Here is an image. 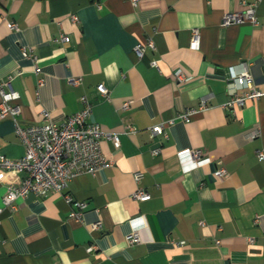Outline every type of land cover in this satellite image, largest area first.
<instances>
[{
  "label": "crops",
  "instance_id": "obj_1",
  "mask_svg": "<svg viewBox=\"0 0 264 264\" xmlns=\"http://www.w3.org/2000/svg\"><path fill=\"white\" fill-rule=\"evenodd\" d=\"M250 1L0 0V81L19 94L21 124L60 121L85 95L89 119L120 140H101L108 165L78 173L60 191L3 207L0 264H264V159L256 155L264 151V96L236 109L223 105L233 87L228 68L246 67L264 90V0H257V23L222 24L225 13ZM193 27L198 49L189 46ZM147 38L155 48L138 58L133 47ZM176 69L191 78L179 82ZM203 96L207 108L152 137L151 125L197 108ZM129 124L137 131L124 133ZM190 149L211 162L189 168L180 155ZM23 153L12 118L0 117V154ZM219 165L225 177L214 175ZM21 179L0 168V206L8 185ZM138 188L150 197H131ZM65 194L85 200L81 219L69 215L74 206ZM133 229L140 241L130 245Z\"/></svg>",
  "mask_w": 264,
  "mask_h": 264
},
{
  "label": "built area",
  "instance_id": "obj_2",
  "mask_svg": "<svg viewBox=\"0 0 264 264\" xmlns=\"http://www.w3.org/2000/svg\"><path fill=\"white\" fill-rule=\"evenodd\" d=\"M136 3L137 0H132ZM257 0L244 3V8L240 11L227 12L222 17V24L242 23L248 21L257 23L256 19ZM71 21L75 22L78 16L74 13L70 15ZM14 26L13 23L10 24ZM67 35H61L62 40H68ZM189 46L192 49H198L200 46V31L197 27L190 29ZM154 49V41L147 38L144 42H137L133 50L138 58L144 55L145 49ZM30 47L22 48L24 56L29 55ZM152 66H158L157 60L150 61ZM226 78L233 81V87L230 89V97L224 102V106L230 109H236L243 106L247 101L255 100L264 96V90L258 89L253 84V77L246 67L240 72H233L230 68L226 70ZM176 79L179 82L188 81L191 77L185 75L182 69H176ZM10 78V77H9ZM71 83L80 82V77H69ZM43 82V77L37 79V84ZM238 88L240 90H238ZM100 92L106 98H109L108 90L105 86H99ZM0 117L10 116L14 122V130L24 145V153L17 158L7 157L0 154V168L14 170L22 173V179L17 184H9L3 197V206H0V213L4 206L13 207V202L18 198L26 197L33 193L35 195L45 196L49 191H60L68 181L74 178L78 173H94L98 168L109 164V160L101 149V140L106 138L113 141L114 145L120 144L119 136L115 132L102 129L98 122L89 119L92 103L82 95L80 100L82 107L65 116L60 121L46 118L41 123L22 125L18 119L21 108L17 99L19 94L9 85V80L0 81ZM207 96L200 99L197 108H184L179 110L174 116L166 120H161L149 127L152 137L164 133L166 127L175 120L189 122L192 116L198 111H202L209 105ZM129 100H124L123 108H127ZM47 115V113H45ZM137 131V127L132 124L126 125L124 133ZM258 133L257 129L252 135ZM160 145L151 149L153 154L158 153ZM200 149H190L180 155L182 161L189 159L191 166L189 168L211 162L210 157L201 159ZM259 159H264V151L256 150ZM214 175L218 178L225 177L228 172L223 165L217 166ZM135 180H139L141 172H135ZM131 197L140 200H146L150 193L143 188H138L131 193ZM65 199L72 204L69 215L81 219L82 211L86 206L85 200L75 199L71 194H65ZM93 228H100L101 222L97 220L92 223ZM128 244H135L140 241V237L133 229L126 235ZM182 242V241H180Z\"/></svg>",
  "mask_w": 264,
  "mask_h": 264
}]
</instances>
